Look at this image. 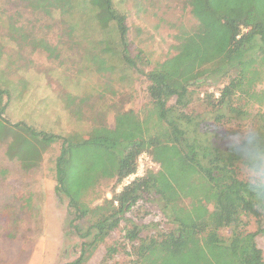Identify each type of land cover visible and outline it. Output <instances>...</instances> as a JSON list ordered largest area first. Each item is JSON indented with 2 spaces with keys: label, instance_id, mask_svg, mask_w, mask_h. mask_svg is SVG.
<instances>
[{
  "label": "trees",
  "instance_id": "trees-1",
  "mask_svg": "<svg viewBox=\"0 0 264 264\" xmlns=\"http://www.w3.org/2000/svg\"><path fill=\"white\" fill-rule=\"evenodd\" d=\"M83 1L90 3L89 13L98 23L115 24L123 57L134 66L126 54L125 16L115 11L111 0ZM188 4L195 28L180 38L175 54L141 71L149 97L142 119L126 111L115 118L113 131L101 130L75 142L32 131L43 144L62 139L54 160V191L67 200L71 226L83 239L79 255L64 264H83L126 212L154 197L174 226L132 245L130 264H264L256 232L247 231L241 218L254 217L257 232L264 236V188H253L250 180L239 177L242 167L252 169L264 161V116L259 115L256 130L233 146L216 129L184 111L200 98L197 89L220 78L224 82L218 94L206 92L200 98L213 112L215 124L245 117L253 104L264 105V87L257 88L264 85V0H188ZM142 151L158 169L146 167L143 175L96 207L83 204L82 195L99 183L100 173L114 177V186L119 184L136 171ZM23 201L29 207V196ZM189 201L197 205L190 208ZM202 202L212 209L199 214ZM9 215V208L0 210L2 222ZM76 220L84 224H75ZM224 228H230L227 237L220 233ZM139 231L132 224L124 238L133 242Z\"/></svg>",
  "mask_w": 264,
  "mask_h": 264
},
{
  "label": "rangeland",
  "instance_id": "rangeland-1",
  "mask_svg": "<svg viewBox=\"0 0 264 264\" xmlns=\"http://www.w3.org/2000/svg\"><path fill=\"white\" fill-rule=\"evenodd\" d=\"M111 1L115 11L125 16L126 54L134 66L123 57L115 24L98 23L87 1L0 0V90L5 91L0 94V210H10L8 220H0V264H64L81 250L83 239L71 226L67 200L54 191V160L62 139L43 144L32 131L75 142L101 130L113 131L115 118L126 111L142 119L149 97L141 71L175 54L180 38L197 24L188 0ZM223 82L207 80L196 95L217 94ZM200 98L184 111L216 129L226 142L239 137L241 142L258 128L259 115L264 116V105L253 104L245 117L215 124L213 112ZM173 101L174 97L169 103ZM148 129L154 127L149 124ZM142 163L144 169L146 164L153 168ZM102 176L82 195L84 205L96 207L116 191L114 177ZM239 177L251 181L252 169L242 167ZM28 196L29 207L23 201ZM190 202V208L197 205ZM211 209L202 202L197 211ZM241 218L247 231L256 232L255 242L264 257L258 221L252 216ZM132 224L140 231L130 242L124 235ZM173 226L156 197L141 201L96 243L83 264H130L132 245ZM220 233L227 237L230 228Z\"/></svg>",
  "mask_w": 264,
  "mask_h": 264
},
{
  "label": "built area",
  "instance_id": "built-area-1",
  "mask_svg": "<svg viewBox=\"0 0 264 264\" xmlns=\"http://www.w3.org/2000/svg\"><path fill=\"white\" fill-rule=\"evenodd\" d=\"M218 94V93H217ZM216 94V95H217ZM142 161H146L148 162L154 169H158L159 165L157 163H154L152 161V158L150 157V155L146 152V151H142L138 157H137V169L133 174H130L128 176H126L116 187V191L118 192L119 190L122 189L123 186L127 185L128 183H130L131 180H133L135 177L137 176H141L143 175L144 171H145V165L142 163ZM148 164H146L147 167Z\"/></svg>",
  "mask_w": 264,
  "mask_h": 264
},
{
  "label": "clouds",
  "instance_id": "clouds-1",
  "mask_svg": "<svg viewBox=\"0 0 264 264\" xmlns=\"http://www.w3.org/2000/svg\"><path fill=\"white\" fill-rule=\"evenodd\" d=\"M240 143V137L239 139H233L232 144L233 146ZM252 187L253 188H264V165L262 166H253L252 167Z\"/></svg>",
  "mask_w": 264,
  "mask_h": 264
}]
</instances>
